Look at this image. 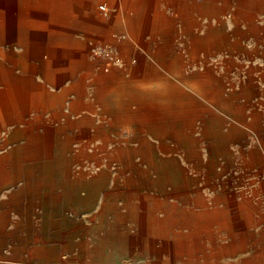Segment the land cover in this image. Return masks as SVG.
<instances>
[{
	"label": "rangeland",
	"instance_id": "1",
	"mask_svg": "<svg viewBox=\"0 0 264 264\" xmlns=\"http://www.w3.org/2000/svg\"><path fill=\"white\" fill-rule=\"evenodd\" d=\"M130 3L139 32L98 0L112 22L70 34L94 74L81 98L84 65L37 75L62 101L0 129V264H227L211 224L264 198V0Z\"/></svg>",
	"mask_w": 264,
	"mask_h": 264
},
{
	"label": "bare ground",
	"instance_id": "2",
	"mask_svg": "<svg viewBox=\"0 0 264 264\" xmlns=\"http://www.w3.org/2000/svg\"><path fill=\"white\" fill-rule=\"evenodd\" d=\"M97 2L98 0H0V129L18 123L17 119L11 118L15 113L39 110L43 107L51 108L60 103L62 100L57 101L42 90L45 89L43 84L50 81L59 85L76 71L74 68L82 65L86 68V74L81 78L80 86L71 90L76 91L77 98L83 96L85 83L88 82L89 76L93 77L94 74L89 64L77 60L76 54L86 47L70 34L81 29V32L89 36L95 30L93 28L112 22L109 18L101 19ZM120 2V9H123L128 19L125 22L126 30L139 32L137 25L140 21L137 18L141 15L140 5H132L131 0ZM114 6L119 14L118 5ZM99 9L105 10V6H99ZM147 15L145 13L143 16ZM79 26L84 27L74 28ZM132 40L144 45L148 50L149 46L144 43V38L133 36ZM11 44L21 49L24 55L34 56L35 60L40 61L37 62L41 68L36 67V62L27 63L22 53L14 54L12 48H9ZM63 61L68 66L65 71L51 68ZM16 70H19V73H16ZM52 73H55L56 77L52 78ZM37 75L43 84L35 83ZM91 84L89 83L90 86H96L95 81ZM70 92L68 89L62 90L60 96L69 95Z\"/></svg>",
	"mask_w": 264,
	"mask_h": 264
},
{
	"label": "crops",
	"instance_id": "3",
	"mask_svg": "<svg viewBox=\"0 0 264 264\" xmlns=\"http://www.w3.org/2000/svg\"><path fill=\"white\" fill-rule=\"evenodd\" d=\"M240 181L239 178L224 179L221 185L227 186L225 190L235 191L241 184ZM260 198L251 200L248 204H251L249 210L253 212L247 211L251 217L244 220V215L231 214L232 217L228 222L211 224L210 233H219V235L212 236L210 242L217 244L221 249L235 250L229 260L224 261L225 263L264 264V198ZM259 200H262V203L258 202Z\"/></svg>",
	"mask_w": 264,
	"mask_h": 264
}]
</instances>
